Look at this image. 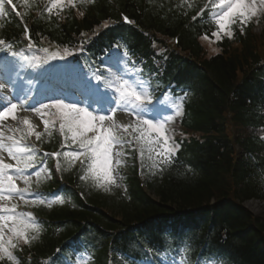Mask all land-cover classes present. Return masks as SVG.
Listing matches in <instances>:
<instances>
[{"label":"snow or ice","instance_id":"snow-or-ice-1","mask_svg":"<svg viewBox=\"0 0 264 264\" xmlns=\"http://www.w3.org/2000/svg\"><path fill=\"white\" fill-rule=\"evenodd\" d=\"M94 2L42 0L44 6L38 14L43 16L46 12L49 19L53 14L63 19L60 13L64 9H77L78 4ZM186 2L188 0H181V6ZM33 3L34 0H23L25 8L30 9ZM6 5L13 10L17 7L13 0H0V17L7 14ZM188 7L191 8L192 3H188ZM205 10H208V19L215 30L211 37L205 33L201 39L212 44L225 37L233 39L237 29L244 35L249 24L258 23L259 18L264 16V0H207L192 19L203 16ZM78 14L84 15L83 12ZM122 19L126 23H134L127 16ZM25 37L29 41V49L37 48L28 35L26 25ZM12 48L11 43L0 39V52L17 55L11 51ZM39 51L45 55L43 58L34 57L37 67L41 60L45 63L62 60L73 54V50L67 47L60 49L59 46L56 51H49L47 47ZM212 51L217 52L218 49L213 48ZM24 59L29 60L28 57ZM127 76V72L117 76L111 71L107 77L97 75L96 79L103 81L110 93H101L96 87L92 98L66 102V98L53 97L50 102H39V106L35 107L29 103L28 93H17L13 97L16 102L8 100L0 105V262L20 264L14 253L22 251L24 245L31 246L40 237L42 227L34 213L26 209L39 206L51 209L55 204L66 202L59 194H49L51 198H47L33 188V184L38 188L50 178L45 158H54V167L61 172L71 171L79 163V179L85 182L91 180L93 187L106 193L122 186L118 181L124 179L122 168L129 166V150L138 153L141 174L147 168L149 174L155 176L172 166L180 145L176 143L175 130L170 125L176 117L184 114L183 97L180 98L181 103L174 104L173 115H164L153 104L150 82L138 75ZM4 87L0 84V89ZM33 117L39 119L34 120ZM41 123L42 130H37ZM54 131L62 137L61 149L65 146L71 148L72 145L75 148L44 152L43 156H39L41 149L36 142H43V137L50 139ZM145 159L150 163L146 165ZM37 164L43 166L31 173L29 170L36 168ZM28 196L35 198L28 199Z\"/></svg>","mask_w":264,"mask_h":264},{"label":"trees","instance_id":"trees-1","mask_svg":"<svg viewBox=\"0 0 264 264\" xmlns=\"http://www.w3.org/2000/svg\"><path fill=\"white\" fill-rule=\"evenodd\" d=\"M147 5L154 11V22L149 21L152 19V16L149 17V20L144 22V18L139 16V7L129 3L128 0H114V3L109 1L106 2L91 15L86 22H81V24H88V28L92 29L95 25L100 24V22L104 20L118 21L117 7H120L128 13L130 12L129 15L144 27V23H147V27H154L155 25L156 32H163L166 35H169V33H180L182 42L188 43V41L194 40L205 29L202 22L192 21V17L194 16L192 12L195 9V4L191 8H185L181 5H166L164 0H153V4L147 2ZM148 9L149 8L146 7V10ZM59 26L63 28L65 32L66 29L71 30V25L68 21H66L64 25L60 24ZM120 30H123V28L110 29V38L113 39L120 36ZM67 38L68 36H64L61 40L64 41ZM258 39L260 38L257 37L256 40ZM256 40H254V42L257 43ZM242 41V47L246 46L251 49V46H255V44H252L253 41L249 43V37H244ZM248 43L250 45H248ZM235 49L240 48L227 47L225 51L222 50V57L215 59L213 62L214 64L211 72L214 87L209 90L208 86L204 93L208 94V111L213 117L215 112H221L227 108L233 114L239 113L244 116V119L253 117L256 122L259 123L260 116L257 115L256 110L248 107L242 100V96L246 95V88L243 87L236 91V88L233 87L236 72L239 71L238 68L245 71L244 69L250 60L249 52H239ZM224 145L226 146L225 143L215 142L211 145L210 149L203 153L200 164L202 175L200 177L196 178L195 175L190 176L185 172L180 175L178 171L172 170L164 180L152 185L160 197L164 198L162 201L166 202L167 199L171 202H180L179 204L182 207H192L201 204L207 200V198L223 197L224 193H229L230 186L229 183H227L229 176L228 170L231 168L232 164L231 161H229L228 152L223 150ZM237 165L238 167L235 171L238 172V180L242 178L248 184L252 181L258 185L264 184V181H262L264 171H260L258 168L259 163H256L255 158L251 157L247 162ZM135 188H137L138 192L142 195L139 185L136 184ZM263 189L264 188H257V191H262ZM240 194H242L243 198H249L252 194V190L243 188L240 190ZM262 258L263 257L260 255L254 256L250 264H259V259Z\"/></svg>","mask_w":264,"mask_h":264},{"label":"rangeland","instance_id":"rangeland-1","mask_svg":"<svg viewBox=\"0 0 264 264\" xmlns=\"http://www.w3.org/2000/svg\"><path fill=\"white\" fill-rule=\"evenodd\" d=\"M255 30H264V29H262V28H257V29H255ZM255 30H254V31H255ZM203 43L208 45L207 41H205V40H203ZM213 48H214L213 45H211L210 48H209V54H210V55L214 53V52L212 51Z\"/></svg>","mask_w":264,"mask_h":264},{"label":"bare ground","instance_id":"bare-ground-1","mask_svg":"<svg viewBox=\"0 0 264 264\" xmlns=\"http://www.w3.org/2000/svg\"><path fill=\"white\" fill-rule=\"evenodd\" d=\"M33 119L34 120H38V118L37 117H33ZM42 129V124H41V127L40 128H38L37 130H41Z\"/></svg>","mask_w":264,"mask_h":264}]
</instances>
